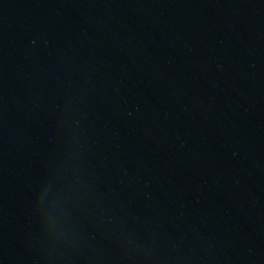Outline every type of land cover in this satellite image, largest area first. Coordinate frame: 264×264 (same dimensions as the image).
Returning <instances> with one entry per match:
<instances>
[{"label":"water","instance_id":"obj_1","mask_svg":"<svg viewBox=\"0 0 264 264\" xmlns=\"http://www.w3.org/2000/svg\"><path fill=\"white\" fill-rule=\"evenodd\" d=\"M0 45L264 135V0H0Z\"/></svg>","mask_w":264,"mask_h":264}]
</instances>
